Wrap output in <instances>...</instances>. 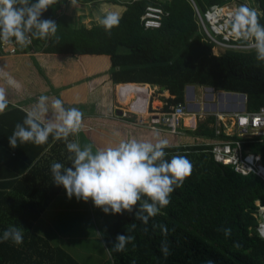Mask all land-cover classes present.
<instances>
[{
  "label": "trees",
  "instance_id": "1",
  "mask_svg": "<svg viewBox=\"0 0 264 264\" xmlns=\"http://www.w3.org/2000/svg\"><path fill=\"white\" fill-rule=\"evenodd\" d=\"M233 1L194 0L203 14ZM251 1L244 6L256 9L264 25V0ZM67 2L55 0L42 13L41 19L56 22L54 36L33 38L29 47L18 48L16 54H0V89L7 101L0 113V235L10 225L25 229L22 244L0 242V264H81L56 243L59 239L33 231L63 189L53 183L50 169L54 162L71 166L66 142L52 135L40 145L18 141L12 148L8 142L15 125L23 122L41 95L60 99L65 108L83 114L99 113L82 118L81 131H88L94 150L116 146L120 138L182 142L181 137L144 129L136 119L133 123L139 128L113 120L118 112L114 88L119 83L158 87L163 113L187 105L186 92L192 86L244 95L246 113L264 107V61L256 59L255 51L215 54L192 0L126 1V10L110 34L100 24L72 28L58 15ZM148 5L160 6L165 13L159 29L146 30L140 23ZM54 89L60 94H51ZM52 117L50 109L46 119ZM215 121L199 122L196 131H188L185 140L192 145L167 144L165 159L186 156L192 164L190 176L155 216L138 219L135 207L133 212L114 215L104 234L110 255L104 264H264V237L258 230L263 222L264 184L214 160L210 150L219 139L208 124ZM93 126L112 130L116 139L92 132ZM76 135L68 141H75ZM243 141L245 148L261 155L264 164V137ZM226 228L231 229L228 236L223 232ZM123 234L132 240L123 251H116V238Z\"/></svg>",
  "mask_w": 264,
  "mask_h": 264
},
{
  "label": "clouds",
  "instance_id": "2",
  "mask_svg": "<svg viewBox=\"0 0 264 264\" xmlns=\"http://www.w3.org/2000/svg\"><path fill=\"white\" fill-rule=\"evenodd\" d=\"M53 3L55 0H0V42L27 46L33 38L54 36L58 27L56 22L41 19L42 13ZM99 24L110 34L119 24V17L108 14L99 19ZM229 27L236 40L254 50L258 61H264V25L259 22L256 9L240 6L232 14ZM6 108L5 93L0 89V113ZM50 109L53 117L46 119ZM82 117L79 109L65 108L62 100L41 95L23 122L15 125L8 138L9 145L15 148L18 141L40 145L46 143L50 135L56 140H64L71 154L68 156L71 166L52 163L53 183L62 186L69 199L91 200L105 214L133 212L135 207L136 218L147 219L166 207L170 203V194L191 174L189 159L182 155L165 159L164 149L168 144L165 139L156 143L132 139L96 151L89 144L81 147L76 141L69 142L68 138L81 131ZM24 231L21 225H10L0 235V242L20 245ZM223 232L228 236L231 229H223ZM131 240L130 236L118 235L115 250L123 251Z\"/></svg>",
  "mask_w": 264,
  "mask_h": 264
},
{
  "label": "built area",
  "instance_id": "3",
  "mask_svg": "<svg viewBox=\"0 0 264 264\" xmlns=\"http://www.w3.org/2000/svg\"><path fill=\"white\" fill-rule=\"evenodd\" d=\"M194 2V0H192ZM199 18V24L206 39L215 45L218 50H236V51H254L245 46L243 41H238L232 34L229 27V21L236 9L228 5H215L206 13H202L197 4L194 2ZM162 7L156 5H148L141 16L140 23L146 30L159 29L162 26L164 16ZM32 44V41L31 43ZM21 46L16 43L4 44L0 42V54H16L18 48L30 46ZM214 48V49H215ZM188 106L179 104L172 107L170 112L158 113L149 119V122L136 114L140 119L139 124L148 127L151 130H159L168 132L174 136L185 135L186 117L188 114ZM124 116V115H123ZM128 115L125 114V117ZM224 117V118H222ZM225 125V133L215 131L216 136L225 135L227 137L238 136L239 139L222 140L215 142L210 150L214 160L223 165L231 166L236 173L242 176L254 175L258 177L264 184V164L261 155L255 153L249 148H245L244 139H255L264 137V107L255 113L232 114L219 117ZM218 120V123L219 121ZM91 130V128H89ZM209 142H206L207 145ZM263 208H260V212ZM262 223L259 225V232L262 237Z\"/></svg>",
  "mask_w": 264,
  "mask_h": 264
},
{
  "label": "crops",
  "instance_id": "4",
  "mask_svg": "<svg viewBox=\"0 0 264 264\" xmlns=\"http://www.w3.org/2000/svg\"><path fill=\"white\" fill-rule=\"evenodd\" d=\"M112 1L113 0H69V2L61 6V8L58 11V15L61 18H63L72 28L76 29L80 27H90L92 25L99 24V19L103 18L104 16L108 14H115L119 18L123 15V13L126 10V7L123 4L129 0H124V1L117 0L119 2L118 4H114ZM127 85H133V83H119V85L115 86V88L117 87V90H119L120 86H127ZM135 86H138V87L142 86L144 87V89L146 87L148 89V90L145 89L147 91L148 97L146 95H138L136 97L137 99L134 101L133 104H131V106L137 105L141 99H144V101L146 102V108L148 105L149 107H151V104H153L152 103L153 97H155L154 92H157L159 90L158 87H151L149 85H136V83H135ZM115 88H114V93H115ZM189 88L190 89L188 90V94H187V103L189 102L193 103L195 99L194 98L195 91H194V88H191V87ZM202 88L203 87H201V89ZM204 90H208L209 93L215 92L214 89H209V88H204ZM128 92L130 91L128 90ZM228 94H230L231 96H228L225 93H222L220 96L221 100L217 99L218 101L217 104L213 103L209 105V103H205L203 109L199 105L189 104V108L191 110H195L196 112H199L201 110H204L205 112L206 110H208L209 112L208 113L209 117L207 118L204 117L203 114H196V115L194 114L190 118L191 119L190 125H195L196 127H198V124H199L198 120H200V122H205L210 118H215L216 120L215 123H209L208 127L210 129H215V131L219 130L225 133V125L219 119V117L225 116V115H232V114H235L236 112H242L241 107L243 105V100L241 98V95L231 94V93H228ZM234 96H237V97H234ZM240 98L242 102L241 100L238 102ZM225 99H227L228 102H224ZM132 100H133V93L131 95L130 102H132ZM205 100L209 102H213L214 97L213 95H207L205 96ZM234 101L236 102L234 103ZM246 101L247 99L245 100V104H244L245 105L244 112H246ZM114 102H115V97H114ZM159 103L161 105L159 106V109L157 110L161 111L163 108V102L159 101ZM114 107L116 110H118V112L116 111L118 113V116H117V113L116 115L112 116L111 118L113 120L121 122V123L124 122V124L129 127L139 128L136 124L133 123L135 119L131 117V112L127 113L128 116L126 118L132 121H128L126 118L125 119L121 118L122 111H120V109H118V107L115 104H114ZM92 114H94V115H91L92 117L99 115V113H92ZM218 120H220L219 123H218ZM186 125H188L187 120H186ZM105 129L106 128H103V127L101 128L100 126L98 127L93 126L91 128V131L114 141L116 139V134L112 130H109V129L105 130ZM144 129L150 130L148 127H144ZM158 131L159 130H157L156 132ZM191 131L193 132L196 130H191ZM216 137H218L217 139H219V141L231 140V139H237V138L239 139L238 136L227 137L224 134L221 136H216ZM223 138H226V139H223ZM115 142L117 143L123 142V138L122 139L120 138L118 141H115ZM178 142L182 143L183 140L182 142L180 141ZM188 143L189 145L193 144V142L191 143L188 142ZM78 205L80 209L78 208ZM90 208L92 207L90 206ZM86 210H87L86 202L82 200H77L75 197H72L71 199H69L66 195L65 190L62 189L60 194L52 202H50L49 208L45 211V213H43L41 218L34 224L33 231L44 234L46 233V231H52L51 228H53L55 231H59V232L65 231V233H68V232H71L72 230L76 232L81 229V227L83 226L84 222L87 219L86 217H83V216H86L88 213V212L86 213ZM82 211H84L85 213H83ZM77 217H80V218L77 219ZM60 234L62 233L60 232ZM61 237L62 239L65 238L67 242L66 245L63 244L62 240H59L56 243H58V245L60 246H63L64 248H66L65 246H69V249H75L78 252H80L82 254V256L80 254L81 264H99V262H97L98 257L96 255H94V257L93 255L88 256L85 249L83 248V244L77 245L74 242L69 241L67 237H65L63 234L61 235ZM84 242H87V241H84ZM68 251L70 252V250ZM71 254L76 258V255H74L73 253Z\"/></svg>",
  "mask_w": 264,
  "mask_h": 264
},
{
  "label": "rangeland",
  "instance_id": "5",
  "mask_svg": "<svg viewBox=\"0 0 264 264\" xmlns=\"http://www.w3.org/2000/svg\"><path fill=\"white\" fill-rule=\"evenodd\" d=\"M246 4H252V1L251 0H234L233 2H231L230 4H227V5L229 7H232L233 9H237L240 6L246 5ZM122 50L125 51L123 48L121 49V51ZM223 52H225V51L218 50L217 47L214 49V53L217 54V55H219V54H221ZM141 88H144V87L141 86ZM191 88H194V91H195L194 98L195 99H194L193 103L192 102L187 103L188 110H189L188 111L189 115L186 117V120L188 121V125H186L187 127H183V128L186 129L187 133H188V131L195 130L197 128L195 125H190V122H191L190 118L194 114L195 115L196 114H203L204 117H206V118L209 117L208 110H206L205 112H204V110L196 112L195 110H191L189 108V104L199 105L203 109L205 103H209V105H211L213 103L217 104L218 103L217 99L219 100L221 94L225 93V92H222V91H215L214 93H209L208 90H204V88L201 89L200 87H196V86L191 87ZM145 89H147V88H145ZM120 90L123 93H121ZM128 90H129V88H126L124 86H120L119 90H117V87L115 88V93H114L115 102H114V104L118 107V109H120V111H122V115H125V114L131 112V117H133L134 119H137V120L140 119V118H137L138 116H136V114H138V115H140L141 118H143L144 120L148 121L152 116H155L158 113H163V112H159L160 110H157V109H159V106L161 105L159 103V101H161L160 100L161 97H160V94H159V90L160 89L157 92H154L155 93L154 94L155 97H153V102H152L153 104H151V107H149V105H148L146 111H144L143 113L135 112V111L132 112L131 104H133L134 101L137 99L136 96H135L136 95V90H135V95H134L133 100H132L131 103H130L131 95H130V93H128ZM59 92H61V90L54 89V91H52L51 94L59 95L60 94ZM187 94H188V91L186 92V95ZM207 95H213V97H214L213 102H209V101L205 100V96H207ZM240 100H241V98H240ZM241 102H242V100H241ZM234 103H235V101H234ZM241 113H243V112H236L235 114H241ZM91 115H94V114L85 113V114H83V117L91 116ZM222 118H224V117H222ZM198 121L200 122V120H198ZM162 133L164 135L165 134L170 135V133H168V132H163L162 131ZM187 133H185L186 136L185 135H181V136H177V137H181L182 140H185L188 137ZM87 134H88V131H83L82 130L75 137V139H76L75 141L78 142L81 145V147H83L86 144L91 145L89 143L88 139H87ZM183 136H185V137H183ZM168 144L189 145V143L186 140L183 141L182 143H168ZM93 151H96V150H94V148H93ZM63 196H65V195H63ZM86 205H87L86 213L87 212L88 213H87L86 216H83V217H86L87 219L84 222V224L81 227V229L76 231V232H74V230H72L71 232H68V233H65V231H60V232L65 237H67V239L69 241L74 242L77 245L78 244H83V248L85 249V251L88 254V256L93 255V257H94V255H96L98 257L97 262H99V264H104L110 258V255H109V252H108V247H107V245L105 243V240H104V234H105V231L111 226L112 222L115 221V216L113 214H111V213L105 214L101 209L96 208L93 205L91 200L87 201ZM90 206L92 208H90ZM78 208H79V205H78ZM261 211L263 212V209ZM82 212L85 213L84 211H82ZM79 218L80 217H77V219H79ZM51 229H52V231H46V233H44V235L46 237H50L51 236V237H54L55 239L62 240L63 244L66 245L67 242H66L65 238L62 239V237H61L62 234H60L59 231H53L54 230L53 228H51ZM84 241H87V242H84ZM65 247L68 250H70L71 253L76 255V258L80 262V254L81 253L78 252L75 249H69V246H65ZM81 256H82V254H81Z\"/></svg>",
  "mask_w": 264,
  "mask_h": 264
},
{
  "label": "water",
  "instance_id": "6",
  "mask_svg": "<svg viewBox=\"0 0 264 264\" xmlns=\"http://www.w3.org/2000/svg\"><path fill=\"white\" fill-rule=\"evenodd\" d=\"M190 88H188V90H189ZM187 90V91H188ZM226 95H228V96H231L230 94H228V93H225ZM234 97H237V96H234ZM241 98H242V100H243V105H242V107H241V110H242V112H244L245 111V100H246V97L244 96V95H241ZM192 108H193V106H192ZM146 102L144 101V99H141L140 101H139V103L137 104V105H132L131 106V110L134 112H141V113H143L144 111H146Z\"/></svg>",
  "mask_w": 264,
  "mask_h": 264
},
{
  "label": "bare ground",
  "instance_id": "7",
  "mask_svg": "<svg viewBox=\"0 0 264 264\" xmlns=\"http://www.w3.org/2000/svg\"><path fill=\"white\" fill-rule=\"evenodd\" d=\"M126 88H129V91L128 93H130V95H132L131 93H133V97L135 95V90H136V97L138 95H146L147 96V91L144 89V88H141V87H138V86H134V85H127V86H124ZM146 88V87H145ZM148 97V96H147ZM136 99V98H135ZM131 103V102H130ZM263 216V222H262V235L264 236V215Z\"/></svg>",
  "mask_w": 264,
  "mask_h": 264
}]
</instances>
